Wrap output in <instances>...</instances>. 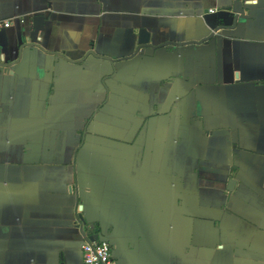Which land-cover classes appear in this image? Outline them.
Listing matches in <instances>:
<instances>
[{"label": "crops", "instance_id": "obj_1", "mask_svg": "<svg viewBox=\"0 0 264 264\" xmlns=\"http://www.w3.org/2000/svg\"><path fill=\"white\" fill-rule=\"evenodd\" d=\"M242 3L0 0V264H83L86 238L264 264V0Z\"/></svg>", "mask_w": 264, "mask_h": 264}, {"label": "built area", "instance_id": "obj_2", "mask_svg": "<svg viewBox=\"0 0 264 264\" xmlns=\"http://www.w3.org/2000/svg\"><path fill=\"white\" fill-rule=\"evenodd\" d=\"M12 20H0V32L8 29ZM83 264H116L112 257V247L107 240L85 239L81 245Z\"/></svg>", "mask_w": 264, "mask_h": 264}, {"label": "water", "instance_id": "obj_3", "mask_svg": "<svg viewBox=\"0 0 264 264\" xmlns=\"http://www.w3.org/2000/svg\"><path fill=\"white\" fill-rule=\"evenodd\" d=\"M243 0H232V14L233 15H242L243 13ZM238 7V8H236ZM138 44L141 47H149V34L146 30L141 29L138 34ZM234 181L230 180L228 183V191L231 192L232 188L230 186L233 184Z\"/></svg>", "mask_w": 264, "mask_h": 264}]
</instances>
